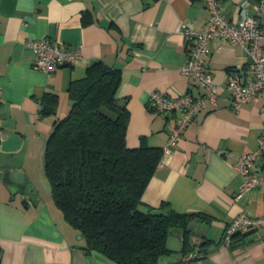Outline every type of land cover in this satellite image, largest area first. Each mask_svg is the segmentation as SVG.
Listing matches in <instances>:
<instances>
[{"label": "crops", "instance_id": "crops-1", "mask_svg": "<svg viewBox=\"0 0 264 264\" xmlns=\"http://www.w3.org/2000/svg\"><path fill=\"white\" fill-rule=\"evenodd\" d=\"M248 1L242 11V0H221L224 15L230 20L252 15L258 0ZM208 17L203 0H0V264H89L88 256L92 264H116L88 251L81 232L55 205L44 167L47 137L71 108V82L102 61L120 71L116 98L130 115L127 146L137 147L143 137L148 146L163 150L180 114L149 110L150 92L195 97L205 92L179 68L186 59L183 30L203 31ZM260 22L264 25V13ZM42 37L78 57L53 73L35 68L25 42ZM207 48L204 61L220 88L218 105L203 109L170 153L162 151L140 208L165 203L199 216L189 235L193 251L182 252L179 228L166 238L169 255L178 259L173 264H264V227L242 231L235 246L223 245L227 225L241 212L264 215V155L251 173L258 185L239 198L244 178L233 166L234 155L258 144L264 100L234 110L225 79L235 69L250 82L249 59L227 39H211ZM10 171L20 174L12 177ZM190 254L199 257L189 259Z\"/></svg>", "mask_w": 264, "mask_h": 264}, {"label": "trees", "instance_id": "trees-1", "mask_svg": "<svg viewBox=\"0 0 264 264\" xmlns=\"http://www.w3.org/2000/svg\"><path fill=\"white\" fill-rule=\"evenodd\" d=\"M120 80L119 69L95 61L83 78L71 82V108L46 140L45 175L55 205L83 234L88 251L116 264H158L161 255L170 254L165 243L174 228L182 231V252L195 249L187 226L199 216L165 203L140 208L162 149L148 146L143 137L137 147L127 146L130 115L116 98ZM241 235L234 232L229 246Z\"/></svg>", "mask_w": 264, "mask_h": 264}, {"label": "built area", "instance_id": "built-area-1", "mask_svg": "<svg viewBox=\"0 0 264 264\" xmlns=\"http://www.w3.org/2000/svg\"><path fill=\"white\" fill-rule=\"evenodd\" d=\"M203 1L209 13L208 21L203 31H196L193 28L183 30L186 59L179 70L195 85L205 89V92L195 97L190 92L172 96L155 90L149 95V110L159 115L173 111L180 114L167 145L162 150L164 153L171 152L188 125L203 109L215 108L218 105L220 88L204 61L209 40L227 39L232 44L240 45L249 59L248 68L252 75L250 82L244 83L240 73L235 69L230 70L226 76L225 87L229 93L227 101L230 106L238 110L246 102L264 100V25L260 22V16L264 13V0H258L252 15L243 13L237 20H230L224 15L221 0ZM248 2L242 0L239 4L242 11ZM25 45L32 49L35 55L34 67L47 73H53L61 65L73 63L78 57L77 51L48 37L28 40ZM2 137L0 120V141ZM262 155H264V126L261 128L258 144L254 150L234 155L236 159L234 170L237 175L244 178L236 198L258 185L259 179L251 173L254 162ZM260 227H264V215L250 217L245 212H241L227 225L223 245L229 246L231 235L236 231ZM188 258H193V254Z\"/></svg>", "mask_w": 264, "mask_h": 264}, {"label": "water", "instance_id": "water-1", "mask_svg": "<svg viewBox=\"0 0 264 264\" xmlns=\"http://www.w3.org/2000/svg\"><path fill=\"white\" fill-rule=\"evenodd\" d=\"M8 174L12 177H15V176H18L20 174V172L19 171H10V172H8ZM196 225H197V223L195 221H191L187 226V230L190 232L191 231L193 232ZM80 237H83L82 233H80ZM87 260H88L89 264H92L90 256L87 257ZM177 260H178L177 258L172 257L170 255H161L158 259V264H173V263L177 262Z\"/></svg>", "mask_w": 264, "mask_h": 264}]
</instances>
